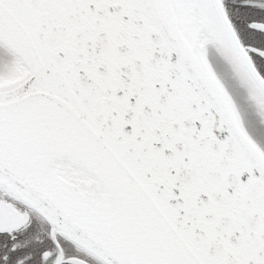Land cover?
Returning <instances> with one entry per match:
<instances>
[{
    "label": "snow or ice",
    "instance_id": "1",
    "mask_svg": "<svg viewBox=\"0 0 264 264\" xmlns=\"http://www.w3.org/2000/svg\"><path fill=\"white\" fill-rule=\"evenodd\" d=\"M0 264H264V0H0Z\"/></svg>",
    "mask_w": 264,
    "mask_h": 264
}]
</instances>
